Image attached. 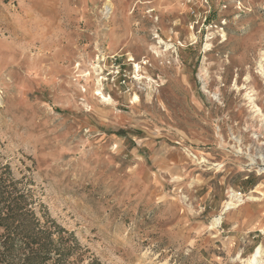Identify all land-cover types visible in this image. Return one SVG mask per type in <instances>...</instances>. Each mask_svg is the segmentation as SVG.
Instances as JSON below:
<instances>
[{
    "label": "rangeland",
    "instance_id": "rangeland-1",
    "mask_svg": "<svg viewBox=\"0 0 264 264\" xmlns=\"http://www.w3.org/2000/svg\"><path fill=\"white\" fill-rule=\"evenodd\" d=\"M253 101L264 0H0V264H246Z\"/></svg>",
    "mask_w": 264,
    "mask_h": 264
},
{
    "label": "bare ground",
    "instance_id": "bare-ground-1",
    "mask_svg": "<svg viewBox=\"0 0 264 264\" xmlns=\"http://www.w3.org/2000/svg\"><path fill=\"white\" fill-rule=\"evenodd\" d=\"M136 68H138V65L136 64L135 66ZM252 90L247 92V97L251 100L252 99V95L253 93H251ZM253 103V111L257 112L258 115H260L263 119H264V113L262 112V110L260 109V107L254 103ZM252 192H257L255 190H253ZM229 198L224 202L222 210L220 211V214L214 219L213 224H220L223 218V214L238 208L241 204H243V202H245L246 199L248 200H260L261 197L260 196H255V195H248L246 198H244V196L235 191V190H231L229 191ZM264 248L262 246H259L250 256L249 258H247V260L245 261L246 264H263L264 263Z\"/></svg>",
    "mask_w": 264,
    "mask_h": 264
},
{
    "label": "built area",
    "instance_id": "built-area-1",
    "mask_svg": "<svg viewBox=\"0 0 264 264\" xmlns=\"http://www.w3.org/2000/svg\"><path fill=\"white\" fill-rule=\"evenodd\" d=\"M258 145V149H259V152H260V155H259V160L256 161V163L261 166L260 169L261 171H264V142L261 144H257ZM252 163H255V162H252ZM255 163V164H256Z\"/></svg>",
    "mask_w": 264,
    "mask_h": 264
},
{
    "label": "trees",
    "instance_id": "trees-1",
    "mask_svg": "<svg viewBox=\"0 0 264 264\" xmlns=\"http://www.w3.org/2000/svg\"><path fill=\"white\" fill-rule=\"evenodd\" d=\"M26 238H27V242H25V244H26V246H28L29 248L32 246V244L33 243H35V242H37V240L36 239H34V238H32V236H26ZM31 239V240H30ZM31 250H32V248H30ZM52 257L50 256V252H48L46 255H45V257H44V259L45 260H48L49 262H50V259H51Z\"/></svg>",
    "mask_w": 264,
    "mask_h": 264
}]
</instances>
